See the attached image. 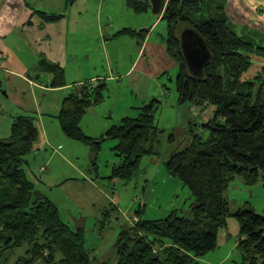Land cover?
Segmentation results:
<instances>
[{
  "label": "trees",
  "instance_id": "16d2710c",
  "mask_svg": "<svg viewBox=\"0 0 264 264\" xmlns=\"http://www.w3.org/2000/svg\"><path fill=\"white\" fill-rule=\"evenodd\" d=\"M125 3L134 13L151 7L150 0ZM211 5L210 0H164L160 11L166 24L163 42L178 68L175 83L179 103L190 102L200 108L211 105L214 111L213 118L203 124L208 138L202 139L190 129L188 143L175 145L166 160L169 174L191 193L189 215L173 209L163 218L145 220L138 210L117 236L114 264H200L217 247L216 232L228 214L223 191L229 182L235 176L252 184L260 176L264 179V69L249 80L243 78L252 64L250 44L231 28L221 13L223 7L212 13ZM205 10L208 16H199ZM38 13L46 21L63 16ZM181 25H185L182 29H194L210 52L199 76L189 71L182 54ZM143 31L146 29L126 27L113 37ZM259 49L264 54V48ZM48 68L53 73L51 85H64V70L57 64H48ZM105 92V81L80 83L62 99L57 119L62 132L89 145L93 156L104 140H116L113 150L118 160L109 178L129 181L138 170L140 158L154 151L160 132L154 121L159 101L142 105L136 117L122 118L99 137L88 136L81 129V118L89 107L103 102ZM39 135L34 116L18 115L11 122L10 134L0 138V264H7L10 252L20 248L25 252L16 264H87L82 228L72 230L61 221L56 205L36 190L24 167ZM168 141H175L173 134ZM232 215L239 223L236 249L240 261L234 264H264V215L249 208Z\"/></svg>",
  "mask_w": 264,
  "mask_h": 264
},
{
  "label": "crops",
  "instance_id": "0c3cea01",
  "mask_svg": "<svg viewBox=\"0 0 264 264\" xmlns=\"http://www.w3.org/2000/svg\"><path fill=\"white\" fill-rule=\"evenodd\" d=\"M121 1H123L121 11L125 14L126 22L112 25L108 20L113 19V14L103 15V10L107 11L103 0H92V2L76 0L71 5H67L66 0H0V4L3 3L7 7V20H4L6 24L0 26V88L2 87L0 93L6 94L13 103L9 115L6 116L11 123L18 115H32L36 124L40 121L44 145L58 143V148L61 145L68 146L62 154L49 156L46 162L50 164L56 156L67 160L75 155L69 148L77 146L75 140L69 138L72 141H68L62 137L66 135L56 120L62 99L72 93L77 85L85 81L102 80L107 85L115 82L117 86H122L123 83H128L132 89L136 91L138 89L135 94L136 99H128L115 119L110 118L109 124L104 122L107 121L106 117L102 118L103 125L96 128L105 131L110 126L118 124L124 117H136L139 107L155 99L156 89L153 90V95L149 96L147 92L151 85L145 81H154L156 77H160L155 86L158 92L162 91L160 88L165 84L161 75L177 67L166 51L164 36L161 34L159 37L153 36L156 27L162 21L161 13H152V17L150 15L147 17V22L137 26L138 22H132L130 17L140 13H134L127 7L125 0ZM210 1L211 12H220L217 7L222 6L221 13L225 15L231 28L250 44L248 53L252 64L243 78H253L257 72L264 69V54L259 49L264 48V0ZM38 12L63 16L58 20L46 21ZM142 13L147 14V11ZM154 15L157 17H153ZM126 27L136 30L146 29V31L138 35L126 34L113 37L116 32ZM111 45L126 46L128 55L117 48V51L110 53ZM48 64H57L64 70V85H51L53 73L48 68ZM47 99H52V102H44ZM103 104L104 100L87 109L80 121L83 129H87V121L90 117L101 118L103 113L105 115L108 113L109 117L114 116L112 112L103 110ZM45 116L48 118V125L43 124ZM87 132L92 137H99L104 133L95 136L89 130ZM39 153H34V156H39ZM90 155L92 157L93 154ZM41 168L44 170L40 171ZM74 168L83 173L79 167ZM38 172L43 174L42 178L46 177L45 182L49 185L48 179L52 180V169L48 170L45 165H40ZM53 178L54 181L58 179L56 175ZM57 183L54 185L62 181ZM93 184L91 179L89 185L94 186ZM61 186H64V183ZM97 186L99 188V185ZM39 192L42 194L41 191ZM171 207V210L177 209L175 205ZM171 210H164V215L166 216ZM237 244L238 239L232 245V250Z\"/></svg>",
  "mask_w": 264,
  "mask_h": 264
},
{
  "label": "rangeland",
  "instance_id": "374dc122",
  "mask_svg": "<svg viewBox=\"0 0 264 264\" xmlns=\"http://www.w3.org/2000/svg\"><path fill=\"white\" fill-rule=\"evenodd\" d=\"M122 4L123 1L121 0H103V5L107 9V11L103 10V15L113 14V19L109 18L108 20L110 24L117 25L123 21L126 22L125 14L121 11ZM208 12L205 10L199 16H208ZM149 15L152 17L151 7L147 10V14L140 13L130 18L132 22L136 21L138 22L137 26H140L139 24L148 21ZM153 17H157V15ZM4 20H7V7L2 3L0 4V26H5ZM178 27L182 29L185 25ZM165 32L166 26L162 20L156 27L153 36L159 37L160 34L165 36ZM116 48L128 55L126 46L111 45L109 46L110 53L117 51ZM177 71L178 68L176 67L161 75L165 86L163 88L161 86L162 91L159 92L155 84L160 77H156L154 81H145L151 85L147 92L149 96L153 95V90L156 89L157 92L155 99L159 103L154 121L160 132L153 153L140 158L138 170L129 181L111 180L109 178L112 167L116 163L115 160H118L113 150L116 140H104L100 148L95 151L96 156L92 155V157L90 155L92 150L89 145L75 141L77 146L69 147L75 155L67 160H62L56 156L51 164L46 162L49 156L56 153L62 154L68 146L61 145L58 148V143H51L49 146L44 145L40 121H37L40 136L35 143V151L27 156V165L25 164L24 167L31 173L29 175L35 183V187L56 205L61 221L72 230H76L78 227L82 228L84 234L83 247L88 253L89 259L87 264H102L103 262L113 264L115 262L117 255L114 244L117 236L132 221L133 215H136L135 212L138 210H141L140 217L143 219H157L163 218L165 216L164 210H171V205H175L179 214L189 215L188 209L193 201L191 193L178 178L169 174L166 168V160L174 150L175 145L182 147L188 143V139L191 137L190 129L202 139L208 138L209 132L203 124L213 118L214 111L211 105L200 108L190 102L179 103L175 83ZM247 80H249L248 77ZM1 90L2 87L0 92ZM137 92L138 89L137 91L132 89L128 83H123L122 86H117L115 82L112 85L106 83L103 110L112 112L114 116L110 115L109 117L108 113L106 115L103 113L101 118L90 117L87 121V129H83L80 122L82 131L88 136H90L88 130L95 136H99L104 130H98L96 127L103 125L102 118L106 117L107 121L104 122L109 124L110 118L114 117L115 119L128 99H136L135 94ZM44 102L51 103L52 99H47ZM12 105L11 98L0 93V138H5L10 133L9 125L11 123L6 114L9 115ZM47 119L46 116L43 117V124L48 125ZM56 121L59 123L58 120ZM170 134L174 135L175 141L173 143L168 141ZM62 137L72 141L66 136ZM36 152H40L37 157L34 156ZM34 157L36 158L34 159ZM42 157L46 159L44 160ZM40 165H45L48 170L52 169V180L48 179L49 185L45 182L46 177L42 178L43 174L38 172ZM75 166L83 170V173L76 170ZM55 175L58 178L56 181L53 178ZM91 179L94 186L89 185ZM61 181L64 186H61ZM53 182L60 184L54 185ZM188 197L189 199L186 200ZM223 197L227 202L228 214L225 223L217 229V247L208 252L201 259L200 264H234L235 261H240L237 249L232 250V245L238 239L239 234V223L232 213L238 209L249 208L264 215V179L260 176L252 184L248 183L242 176H235L223 191ZM185 200L186 203L182 207L181 205ZM24 252L25 248L10 252L11 256L7 260V264H16L17 258ZM57 258H60V254H57Z\"/></svg>",
  "mask_w": 264,
  "mask_h": 264
},
{
  "label": "water",
  "instance_id": "95a60500",
  "mask_svg": "<svg viewBox=\"0 0 264 264\" xmlns=\"http://www.w3.org/2000/svg\"><path fill=\"white\" fill-rule=\"evenodd\" d=\"M164 0H150L151 11L159 14ZM180 46L189 71L194 76L203 73V69L210 59V52L207 49L202 37L192 28H183L179 35ZM38 78V75H36Z\"/></svg>",
  "mask_w": 264,
  "mask_h": 264
}]
</instances>
